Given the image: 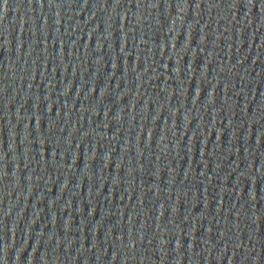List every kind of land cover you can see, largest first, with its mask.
Wrapping results in <instances>:
<instances>
[{
  "label": "water",
  "instance_id": "95a60500",
  "mask_svg": "<svg viewBox=\"0 0 264 264\" xmlns=\"http://www.w3.org/2000/svg\"><path fill=\"white\" fill-rule=\"evenodd\" d=\"M0 264H264V0H0Z\"/></svg>",
  "mask_w": 264,
  "mask_h": 264
}]
</instances>
